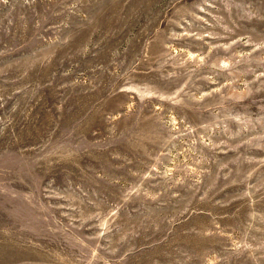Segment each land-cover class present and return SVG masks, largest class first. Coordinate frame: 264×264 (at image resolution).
I'll return each mask as SVG.
<instances>
[{"label":"rangeland","instance_id":"1","mask_svg":"<svg viewBox=\"0 0 264 264\" xmlns=\"http://www.w3.org/2000/svg\"><path fill=\"white\" fill-rule=\"evenodd\" d=\"M0 264H264V0H0Z\"/></svg>","mask_w":264,"mask_h":264}]
</instances>
